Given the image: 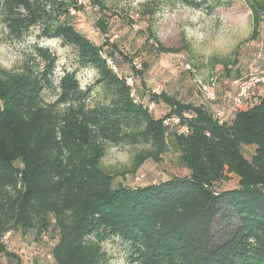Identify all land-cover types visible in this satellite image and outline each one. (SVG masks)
Returning a JSON list of instances; mask_svg holds the SVG:
<instances>
[{
  "label": "trees",
  "instance_id": "16d2710c",
  "mask_svg": "<svg viewBox=\"0 0 264 264\" xmlns=\"http://www.w3.org/2000/svg\"><path fill=\"white\" fill-rule=\"evenodd\" d=\"M88 1L104 9L105 0ZM232 1L169 0L208 10ZM242 1L252 16L253 38L264 0ZM56 7L68 15L64 2ZM1 14L19 39L40 23L39 38L73 47L77 67L97 76L82 89L75 71L63 73L54 87L57 59L39 46L19 72L0 70V242L13 232L40 236L54 230L52 264H108L103 244L114 239L132 264H264V98L219 124L206 101L195 106L151 93L149 102L169 109L154 119L118 74L119 52L108 40L98 46L67 22L48 23L43 0H2ZM96 26L106 34L103 20ZM149 38L157 41L151 30ZM152 49L177 54L182 47L157 42ZM131 70L140 73L134 65ZM93 86L107 99L90 106ZM46 91L55 92L53 102L45 101ZM107 144L143 146L131 173L173 150L187 174L144 186L114 184L101 165ZM229 175L238 178L237 187L217 191ZM218 219L233 227L217 234Z\"/></svg>",
  "mask_w": 264,
  "mask_h": 264
},
{
  "label": "rangeland",
  "instance_id": "374dc122",
  "mask_svg": "<svg viewBox=\"0 0 264 264\" xmlns=\"http://www.w3.org/2000/svg\"><path fill=\"white\" fill-rule=\"evenodd\" d=\"M0 0V70L19 72L22 65L34 56V46L47 48L57 59L53 86L63 73L76 72L82 89L92 85L96 79L95 70L77 67V53L69 45L58 40L39 38L40 23L32 27L23 38H16L5 27L1 14ZM64 2L68 15L58 10L56 3ZM48 23L67 22L95 45L116 46L115 53L118 74L126 80L131 79L135 101L147 108L154 119H161L169 109L162 103L149 102L150 94L166 93L179 101L195 106L205 104L197 90L198 82L207 84L216 78V96L220 104H225V119L231 120L236 110L229 99L235 94L231 82L245 78L258 65L255 53L264 48V15L260 20L257 34L253 35V22L247 5L242 0H233L229 5L208 10L205 5L198 8L188 7L169 0H105L104 9L94 8L88 0H43ZM81 5L84 11L74 6ZM97 20L106 24V34L96 26ZM150 30L155 38H149ZM157 42L166 48H180L179 53H159L152 48ZM106 47V46H105ZM122 54L132 64L123 59ZM31 62V61H30ZM189 63L192 72L186 71L184 64ZM32 64V63H31ZM109 66H114L109 60ZM134 65L138 74L131 70ZM116 69V68H115ZM55 92L46 91L44 99L54 101ZM105 97L99 86H93L87 104L103 103ZM206 105V104H205ZM102 167L114 176V184L126 187L144 186L168 180L173 176H184L187 171L179 166L178 153L169 150L160 162L145 161L134 173V155L144 149L141 145H105ZM248 152L253 147L246 148ZM123 173V175H121ZM215 188L217 191L237 187L238 178L228 176ZM233 227L218 219L215 230L218 233ZM57 233L48 230L40 236L34 232L21 234L13 232L6 235L1 244L5 251L0 252V264H52L48 252L55 243ZM108 255V264H132L128 261L125 246L117 239L103 244ZM6 253L13 255L9 258Z\"/></svg>",
  "mask_w": 264,
  "mask_h": 264
},
{
  "label": "built area",
  "instance_id": "2783aa9c",
  "mask_svg": "<svg viewBox=\"0 0 264 264\" xmlns=\"http://www.w3.org/2000/svg\"><path fill=\"white\" fill-rule=\"evenodd\" d=\"M255 60L258 65L254 68L245 78H238L231 82L232 88H234L235 94L229 99L231 105L235 108H240L245 104L249 106L251 104L258 103L264 98V48H260L255 53ZM186 71L192 72V67L189 63L183 65ZM128 86L132 89L131 79L127 81ZM197 90L202 96L203 100L211 104L215 119L219 124L226 121L225 119V104H220L216 96V78H210L207 84H201L198 82ZM131 95L133 96V89ZM173 123H177V120L173 119ZM168 122L166 121L165 124ZM180 132H185L184 128H181Z\"/></svg>",
  "mask_w": 264,
  "mask_h": 264
}]
</instances>
